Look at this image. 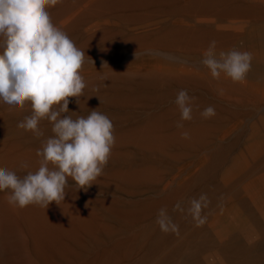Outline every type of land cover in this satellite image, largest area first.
<instances>
[{
    "label": "rangeland",
    "instance_id": "obj_1",
    "mask_svg": "<svg viewBox=\"0 0 264 264\" xmlns=\"http://www.w3.org/2000/svg\"><path fill=\"white\" fill-rule=\"evenodd\" d=\"M47 11L52 23L65 32L76 47L85 53L80 74L86 87L83 95L76 98L78 104L75 98H69L70 113L68 115H71L73 119L77 116L86 117L91 110L96 109L107 115L114 125L115 144L102 175L93 182L94 184L87 192L78 191L75 186H71L75 184L71 177L68 178L70 186L65 189L66 194H71L74 200L70 199L72 203L80 204L85 200L83 205L88 204L85 208L89 212V218L91 215V219L84 233H95L99 241L91 245V248L108 249L114 241H119L122 256L116 264H180L183 258L195 249L196 251L209 248L212 250L216 249L215 247L224 248L225 252L228 250L227 256L224 255L227 262L225 264H264V169L259 165L264 161V129L261 123L264 119V102H257V98L252 97V92L243 87V84H235L230 80L227 82L228 79L222 77L219 80L212 77L207 79L210 74H207L205 66L201 63L205 51L213 40L216 41V45L222 44L216 47L217 55L220 51L228 52L234 48L240 50L245 43L241 40L246 37V33H249L253 26H259L264 21V0H61L56 6L48 7ZM219 12L221 15L216 14ZM252 15L257 16L253 18ZM246 16L247 18L251 16L252 20L246 19ZM230 18L232 19L229 20ZM180 24L182 27L179 28L182 30H178L177 26H181ZM205 25L207 26L204 27ZM184 26L186 31L183 29ZM198 27H201L204 32L200 28L198 30ZM173 29L178 30V34L175 30L171 32ZM219 29L222 32H219ZM183 30L185 32H182ZM189 30L191 31L187 32ZM200 31L202 34L199 35ZM206 32L211 35L206 36ZM237 33L241 35L237 37ZM222 34H225L226 37L223 35L225 38L232 37V41L229 40L230 38L226 41ZM159 35L162 38H158ZM219 35L225 42L217 37ZM233 35L237 38L235 39ZM214 36L217 39H214ZM3 39L0 36V45L3 44ZM150 46H156L155 48H158L157 50L164 55L152 54V51H149L152 48ZM164 48H168L169 52L164 51ZM244 48L248 49L246 43ZM2 51L3 47L0 46V52ZM179 55L184 58H179ZM158 62L167 69L155 72L135 70L116 72L118 68L128 64L140 63L151 66L154 63L158 66ZM185 77L190 78L187 80ZM180 78L182 80L185 78V81ZM181 89L186 90L193 98V119L184 121L183 129L177 127V122L180 121V111L175 104L177 93ZM229 90L232 93L226 94ZM209 106L215 109L216 115L210 119H204L200 113ZM31 114L30 102H26L25 106L20 109L13 108L0 100V165L1 168L13 171L21 178L28 172L37 171L41 159L36 156L37 150L42 149L43 143L53 136L52 123L47 119L40 121L38 125L40 131L43 132V136L40 137L18 128V123ZM199 124L203 128L206 127L205 131L209 128L211 131L207 133L210 132V135L214 134L213 130L215 135L216 133L218 135L212 137L206 132L204 135L202 131L204 129ZM191 128L197 129L198 132L193 130L189 132V139L182 138L181 133L188 132L189 129L191 131ZM190 134H193L195 141L199 140L198 143L203 139L202 137H205L204 143L208 141L207 137L214 138L213 141L211 139L209 141L216 142L215 147L209 141L208 145L202 143L204 148H201L203 146L200 143L198 145L197 142L194 143L196 148L190 146L194 139ZM193 142L192 145H194ZM197 147H200L199 150ZM11 150L16 156H11L13 155L10 154ZM33 155L38 159H34L36 167L31 168L29 166L34 162ZM244 158L247 164L242 167ZM22 164H27V167H22ZM197 168L201 170L199 172L197 170L198 173L194 172L196 175L190 174ZM212 171H215L214 174ZM249 173H251L250 176ZM187 178H189L188 181ZM242 180L244 181L239 184ZM204 186L208 187L209 193L213 195H207L210 197L208 200L210 203L202 212V215L207 217V226L205 223L198 229L191 218L179 224L178 234L169 231L168 235L162 232L156 223L160 210L164 207L170 217L177 210L174 209L178 203L184 207L189 200L194 198L199 189L198 193L202 192ZM78 195L81 199L83 197L85 199L77 200ZM239 197L242 199L240 200ZM228 198L234 201L238 199L243 203L245 222L239 220L231 224L228 221L226 224L228 226L223 222L222 224L213 222L214 218L221 216L225 207H230L231 202ZM3 201L0 198V211L2 212H0V264H23V262L27 264L26 260L19 262L20 259L26 258L25 254H22L24 251L17 243V236L19 233H39V229L36 227L38 231L36 229V231L27 230L24 221L17 220L15 214L10 212L12 210L7 208V203L4 201L3 204ZM169 204L172 206L170 207ZM239 209L242 211L244 208L240 206ZM170 211L171 214L168 213ZM234 211L236 212L235 209ZM194 226L196 231L192 232L195 233H189ZM223 227L228 233L221 234L227 239L218 245L215 238L218 233L215 235L214 232ZM212 228L215 229L214 232ZM249 230L253 233L249 234ZM72 231L71 233H78ZM210 237L214 239L211 238V240ZM131 242L134 246H131ZM9 244H11L10 247ZM131 247H133L132 251L128 254ZM18 252L22 253L18 254Z\"/></svg>",
    "mask_w": 264,
    "mask_h": 264
},
{
    "label": "clouds",
    "instance_id": "obj_2",
    "mask_svg": "<svg viewBox=\"0 0 264 264\" xmlns=\"http://www.w3.org/2000/svg\"><path fill=\"white\" fill-rule=\"evenodd\" d=\"M61 0H0V100L13 108L22 109L31 103L32 114L18 123V128L43 136L38 125L47 119L52 123L53 136L37 150L41 157L38 170L23 178L15 172L0 168V192L8 190V203L20 209L29 205L48 208L65 199V189L71 177L78 191L85 192L102 175L115 144L114 125L109 117L96 109L73 119L69 112V98L83 95L86 87L80 72L85 53L76 47L68 35L56 27L47 11ZM253 55L248 51L232 49L216 53V41H211L201 63L213 79L221 75L233 83H246L251 71ZM107 65V64H105ZM192 97L181 89L175 104L180 111L177 127L193 119ZM78 104V100L76 99ZM63 114V115H62ZM67 114V115H64ZM204 119L216 115L212 106L201 113ZM182 138L189 133L183 131ZM51 165V167H50ZM27 167V164H22ZM209 204L206 194L190 201L187 209L195 226L201 227L207 217L202 215ZM88 207V204L85 205ZM183 211L178 203L175 209ZM156 223L162 232H175L178 226L161 209Z\"/></svg>",
    "mask_w": 264,
    "mask_h": 264
},
{
    "label": "bare ground",
    "instance_id": "obj_3",
    "mask_svg": "<svg viewBox=\"0 0 264 264\" xmlns=\"http://www.w3.org/2000/svg\"><path fill=\"white\" fill-rule=\"evenodd\" d=\"M196 4V3H195ZM239 7V6H238ZM207 8H210V7H207ZM237 8V7H236ZM244 8V7H243ZM212 9H210V11H211ZM197 11V10H196ZM203 11V10H202ZM245 10H243V12H244ZM203 12H205V10L203 11ZM207 13H208V11H206ZM212 12V11H211ZM216 12V11H215ZM214 12V13H215ZM242 12V13H243ZM246 12V11H245ZM200 14V13H199ZM201 14H203V13H201ZM216 14H220V12L219 13H216ZM238 14V13H237ZM240 14H241V12H240ZM244 15H245V13H243ZM206 15V14H205ZM221 15V14H220ZM225 15V14H224ZM246 15H248V14H246ZM211 16V15H210ZM210 16H208V17H210ZM215 17H217V15H214ZM226 16V15H225ZM240 16V15H239ZM255 16V15H254ZM254 16L252 15V17L254 18ZM257 16V15H256ZM255 16V17H256ZM262 16V15H261ZM215 17H213V18H215ZM222 17H223V15H222ZM230 17H233V16H230ZM235 17H238V16H235ZM235 17H233V18H235ZM241 17V16H240ZM249 18H247V16H246V19H251V16H248ZM200 18V17H199ZM219 18H221V17H219ZM228 18H229V16H228ZM263 18H264V16H263ZM262 18V19H263ZM212 19V18H211ZM221 19H223V18H221ZM232 18H230L229 20H231ZM257 19V18H256ZM255 19V20H256ZM258 19H260V17L258 16ZM179 20V19H178ZM181 20V19H180ZM209 21H211L210 19H208ZM219 20V19H218ZM225 20H227L226 18H225ZM224 20V21H225ZM233 20H235V19H233ZM237 20H239L238 18H237ZM241 20V19H240ZM252 20V19H251ZM215 21V20H214ZM256 21H258V20H256ZM179 22V21H178ZM222 22V21H221ZM225 22H227V21H225ZM224 22V23H225ZM229 22V21H228ZM231 22V21H230ZM252 22V21H251ZM258 22H261V20L260 21H258ZM257 22V23H258ZM200 23V22H199ZM207 23V22H206ZM225 24H228V23H225ZM224 24V25H225ZM174 25V24H173ZM181 25V24H180ZM202 25V24H201ZM220 25V24H219ZM187 26V25H186ZM200 26V25H199ZM207 25H205L204 27H206ZM209 26V25H208ZM217 26V25H216ZM169 27H171V26H169ZM168 27V28H169ZM178 28L179 27H182V25L181 26H177ZM177 27H175V28H177ZM188 27V26H187ZM226 27H228V26H226ZM174 28V27H173ZM199 28L201 29V27H198V30H199ZM202 28H203V26H202ZM210 28H213V27H210ZM229 28V27H228ZM231 28V27H230ZM233 28V27H232ZM235 28H237V27H235ZM238 28H240V27H238ZM171 29V28H170ZM170 29H168V30H170ZM182 30V28H179L178 30ZM183 29L185 30L186 28H185V26L183 27ZM189 29V28H188ZM207 29H209V28H207ZM234 29V28H233ZM232 29V30H233ZM175 29H173L171 32H173ZM178 30H175V32H177ZM182 31V32H185V31ZM202 30V29H201ZM211 30V29H210ZM214 30V29H213ZM223 30V29H222ZM225 30V29H224ZM229 30V29H228ZM234 30H236V29H234ZM240 30V29H239ZM249 30V29H248ZM191 30H189V31H187V32H190ZM216 31V30H215ZM219 32H222V31H220V29L218 30ZM237 31H238V29H237ZM174 32V33H175ZM201 32V31H200ZM202 32H204V30H202ZM202 32L201 33H199V35L200 34H202ZM208 32H211V31H208ZM233 32V31H232ZM231 32V33H232ZM239 32V31H238ZM243 32V31H242ZM179 33H181V32H179ZM207 33V32H206ZM213 34H214V32H212ZM228 33H230V32H228ZM230 33V34H231ZM240 33V32H239ZM171 35H172V33H170ZM176 34V33H175ZM177 34H178V32H177ZM182 34V33H181ZM195 35H197L196 33H194ZM194 34H192L193 36H195ZM205 34V33H204ZM203 34V35H204ZM210 33H207L206 34V36H208ZM216 34H218V33H216ZM232 34H234V33H232ZM247 35H246V37L245 38H243L241 41L244 43H246V45L248 46V49L246 50L245 48H244V45H245V43H244V45L242 46V48L240 49V51H248V52H251L252 53V55H253V60H252V67H251V71L247 74V77H246V83H243V87H245L246 89H248L250 92H252L251 94H253L252 95V97H254L255 96V99L257 98V102H261V103H263L264 102V70H263V67H264V21H263V23L262 24H260L259 26H253L252 27V29H251V31L249 32V33H246ZM163 35V34H162ZM185 35V34H184ZM211 35V34H210ZM209 35V36H210ZM223 35L225 36V34H222V37H223ZM227 35V34H226ZM238 35H241V34H236V36L237 37H239ZM244 35V34H243ZM198 36V35H197ZM205 36V35H204ZM172 37V36H171ZM217 37H219V39H226V41L229 39V40H231V38L232 37H230V36H228L227 38H225V37H223V38H220V35L219 36H217ZM233 37H234V35H233ZM236 37V38H237ZM158 38H162V37H160V35H159V37ZM164 38V37H163ZM211 38V37H210ZM235 38V37H234ZM235 38V39H236ZM214 39H217L215 36H214ZM223 39V40H224ZM239 39V38H238ZM228 40V41H229ZM155 41V40H154ZM161 41V40H160ZM163 41V40H162ZM175 41V40H174ZM177 41V40H176ZM232 41V40H231ZM153 42V41H152ZM222 42H225V40L224 41H222ZM211 43V42H210ZM228 43V42H227ZM230 43V42H229ZM178 44V43H177ZM219 45H222L221 43H218ZM149 45V44H148ZM219 45H216V47L217 46H219ZM227 45V44H226ZM225 45V46H226ZM147 46V45H146ZM168 46V45H167ZM167 46H165V47H167ZM173 46V45H172ZM150 47H152V48H150V50L149 51H152V54L153 53H158L159 55H164L163 53H161L160 52V50H157L158 48H155L156 46H150ZM159 48H160V46H159ZM220 48H222L221 46H220ZM148 49V48H147ZM165 49V50H164ZM163 50L164 51H168L169 52V49L168 48H164ZM218 49V48H217ZM188 51V50H187ZM219 51V50H218ZM221 52V51H220ZM199 53V52H198ZM137 54V53H136ZM194 54V53H193ZM192 54V55H193ZM165 55H172V54H165ZM188 55V54H187ZM186 55V56H187ZM135 56V55H134ZM161 56V57H162ZM199 56V55H198ZM166 57V56H165ZM179 58L181 57L182 59L184 58V56H182V55H179L178 56ZM128 58V57H127ZM126 58V59H127ZM186 58H188V56L186 57ZM195 58V57H194ZM132 59V58H131ZM166 59V58H165ZM196 59H197V57H196ZM199 59V58H198ZM161 60V59H160ZM195 60V59H194ZM178 62V61H177ZM121 63V62H120ZM119 63V64H120ZM158 66H156L154 63L153 64H151V66L149 65V66H146V65H143V64H140V63H137V64H134V65H131V64H128V65H125V66H123V67H121V68H118L117 70H116V72H122V71H127V70H135V71H156V70H163V69H167V67L165 66H162L161 65V63L160 62H158V64H157ZM156 66V67H155ZM156 68V69H155ZM206 69V72H207V74H210V72L208 71V69L207 68H205ZM159 72H157V74H158ZM162 73V72H161ZM116 74V73H115ZM150 74H152V73H150ZM207 74H205V75H207ZM97 75V74H96ZM123 75H124V73H123ZM146 75V74H145ZM154 75H156V74H154ZM187 75V74H186ZM152 76V75H151ZM165 76V75H164ZM171 76V75H170ZM97 77V76H96ZM173 77V76H172ZM209 77H211L210 75L208 76V78L207 79H209ZM221 77L222 78H224V79H228L227 80V82L230 80L229 78H227L226 76H224V75H221ZM92 78V77H91ZM186 79H187V77H185ZM185 78H183V80L185 79ZM190 78V77H189ZM188 78V79H189ZM205 78H206V76H205ZM88 79V78H87ZM176 79H177V77H176ZM181 80H182V78H180ZM187 79V80H188ZM212 79V78H211ZM153 80H154V78H153ZM160 80H162V79H160ZM165 80V79H164ZM177 80H179V79H177ZM182 80V81H183ZM198 80V79H197ZM217 80V79H216ZM219 80V79H218ZM220 80H222V79H220ZM147 81V80H146ZM152 81V80H151ZM157 82H158V80H156ZM182 81H180L181 83H183ZM185 81V80H184ZM208 81V80H207ZM225 81V80H224ZM231 81V80H230ZM160 82V81H159ZM167 82V81H166ZM176 82V81H175ZM200 82V81H199ZM202 82V81H201ZM204 82V81H203ZM87 83V82H86ZM213 83V82H212ZM230 83V82H229ZM143 84H144V82H143ZM197 84V83H196ZM236 84V83H235ZM179 85V84H178ZM208 85V84H207ZM228 86H229V84H227ZM233 85V84H232ZM200 86H203V85H200ZM205 86V85H204ZM208 86H210V84L208 85ZM238 86V85H237ZM206 88V87H205ZM241 88V87H240ZM245 88H244V91H245ZM211 89V88H210ZM243 89V88H242ZM223 90H225V89H223ZM234 90V89H233ZM228 92H230V93H232L230 90L229 91H227L226 92V94L228 93ZM212 93H213V91H212ZM211 93V94H212ZM233 93H235V92H233ZM245 93H246V91H245ZM205 94V93H204ZM250 94V95H251ZM210 95V94H209ZM220 95V94H219ZM223 96H225V94L223 95ZM233 96H235V95H233ZM238 97V96H237ZM242 98V97H241ZM233 99V98H232ZM245 99H247V98H245ZM255 99L253 100V101H255ZM238 100V99H237ZM234 101H236V100H234ZM243 101V100H242ZM247 101H249V100H247ZM244 102V101H243ZM242 102V103H243ZM256 102V103H257ZM261 103H260V105H261ZM247 104V103H246ZM263 105V104H262ZM263 110H264V108H263ZM257 112V111H256ZM263 118H264V114H263ZM247 120V119H246ZM257 123V122H256ZM261 123H262V127H263V129H264V119L261 121ZM199 125H201V124H199ZM227 125V124H226ZM254 125H256L255 123H254ZM259 125V124H258ZM197 126V125H196ZM261 126V125H260ZM222 127V126H221ZM221 127H220V129H221ZM259 127V126H258ZM261 127V128H262ZM194 128H197V127H194ZM192 129L191 131H190V129H189V131H188V133L190 132H192L193 130L197 133L198 132V128L197 129ZM201 128H203L202 127V125H201ZM249 128V127H248ZM204 130H202L203 132H204V135H208L209 133H207V131H211L209 128V130L207 129L206 131H205V129H206V127L204 126V128H203ZM219 129V128H218ZM252 129H254V128H252ZM260 129V128H259ZM259 129H257V131H260ZM202 131H200V132H202ZM218 131V130H217ZM237 131V130H236ZM264 131V130H263ZM199 132V133H200ZM202 132V133H203ZM205 132H206V134H205ZM250 132V131H249ZM252 132V131H251ZM196 133H194V134H196ZM202 133H200V134H202ZM212 133V132H211ZM213 135H210V136H212V137H214V136H216V135H218V133H216V135H215V132H214V130H213ZM236 133V132H235ZM255 133L257 134V132L255 131ZM255 133H252V134H255ZM262 133V132H261ZM200 134H199V136H200ZM241 134V133H240ZM264 134V133H263ZM191 135V134H190ZM193 135V134H192ZM191 135V136H192ZM231 135V134H230ZM262 135V134H261ZM247 136V135H246ZM258 136V135H257ZM260 136V135H259ZM193 137V136H192ZM192 137H191V141H192ZM197 137V136H196ZM201 137V136H200ZM200 137H197V138H200ZM212 137H210V139L212 138ZM194 139H193V141H195V137H193ZM203 139L199 142L200 144H201V146H203V144H205L206 145V143H207V145H208V141L210 140L209 139V137H207L206 138V140H208V141H206L205 143H204V141H205V137H202ZM252 138H253V136H252ZM257 138V137H256ZM189 139V138H188ZM226 139V138H225ZM264 139V138H263ZM262 139V140H263ZM212 141L214 140V138L213 139H211ZM252 140V139H251ZM250 140V141H251ZM261 140V139H260ZM259 140V141H260ZM192 141V142H193ZM198 141L199 140H197V141H195V142H193V144L194 143H196L197 142V144L199 145V143H198ZM203 141V142H202ZM212 141H209V143H211ZM215 141H217V140H215ZM259 141H258V143H259ZM192 142H191V145L190 146H195V144L194 145H192ZM219 142V141H218ZM223 142V141H222ZM225 142V141H224ZM203 143V144H202ZM213 143V146L215 147V144L214 143H216V142H212ZM226 143H227V141H226ZM247 143V142H246ZM249 143V142H248ZM247 143V144H248ZM252 143V142H251ZM254 143V142H253ZM263 143V142H262ZM196 144V145H197ZM220 144V143H219ZM255 144V143H254ZM257 144V143H256ZM228 145V144H227ZM246 145V144H245ZM15 146V145H14ZM209 146H211V145H209ZM208 146V147H209ZM212 146V147H213ZM222 146V145H221ZM217 147V146H216ZM248 147V146H247ZM259 147V146H258ZM194 148H196V146L194 147ZM198 148V147H197ZM200 148V147H199ZM199 148H198V150H199ZM201 148H204V146L203 147H201ZM264 148V147H263ZM219 149V148H218ZM244 149V148H243ZM13 151H14V148L12 149ZM10 151V154H13L14 152L13 151ZM17 150V149H16ZM197 150V151H198ZM248 149H246V151H247ZM18 151H19V149H18ZM196 151V150H195ZM219 152H220V150H218ZM217 151V152H218ZM224 151V150H223ZM13 152V153H12ZM198 152H201V151H198ZM203 152V151H202ZM206 152V151H205ZM212 152H213V150H212ZM245 152V151H244ZM20 153V152H19ZM29 153H31L30 151H29ZM29 153H27V155H29ZM115 153V152H114ZM214 153V152H213ZM249 153V152H248ZM18 154V153H17ZM22 154V153H21ZM23 154H25V153H23ZM113 154V153H112ZM196 154H197V152H196ZM201 154V153H200ZM206 154H208V153H206ZM240 154V153H239ZM261 154V153H260ZM259 154V155H260ZM32 155V154H31ZM213 155V154H212ZM215 155V154H214ZM213 155V156H214ZM11 156H16L15 154H13V155H11ZM37 156V155H36ZM196 156V155H195ZM257 156V155H256ZM32 157V156H31ZM38 157V156H37ZM37 157H34V155H33V160L34 159H38ZM113 157V156H112ZM119 157V156H118ZM261 157V156H260ZM111 158V157H110ZM197 158V157H196ZM207 158V157H206ZM257 158V157H256ZM29 159H31V158H29ZM203 159H204V157H203ZM210 159H211V157H210ZM215 159V158H214ZM213 159V160H214ZM253 159V158H252ZM254 159H255V157H254ZM32 160V159H31ZM212 160V159H211ZM209 162V161H208ZM218 162V161H217ZM216 162V163H217ZM31 163H32V161H31ZM36 163V160H34V162L32 163V164H30V166L29 167H31V168H34V166L36 167V165H34ZM38 163V162H37ZM207 164V163H206ZM209 164V163H208ZM245 164H247V163H245V158H244V162H243V166L242 167H244L245 166ZM248 164H250V163H248ZM253 164H254V162H253ZM262 164V165H261ZM260 166H263V169H264V161H263V163H260L259 164ZM258 165V166H259ZM192 166V165H191ZM205 166V165H204ZM260 166L259 167H257V165H256V167L257 168H260ZM2 166L0 165V168H1ZM212 167V166H211ZM218 167V166H217ZM247 167V166H246ZM38 168V167H37ZM211 169H213V167L211 168ZM38 170V169H37ZM198 170V168L197 169H195V170H193V171H191L190 172V174L191 173H194V172H196ZM199 170H201V169H199ZM199 170H198V172H199ZM202 170H203V167H202ZM248 170V169H247ZM255 170V169H254ZM253 170V171H254ZM30 171V170H29ZM257 171V170H256ZM259 171V170H258ZM32 172V171H31ZM198 172H196V173H198ZM213 172V171H212ZM215 172V171H214ZM214 172L212 173V174H214ZM245 172V171H244ZM250 172V171H249ZM256 173V172H255ZM262 173V172H261ZM264 173V172H263ZM195 174V173H194ZM212 174H211V176H212ZM181 175V174H180ZM196 175V174H195ZM242 175V174H241ZM249 176L251 175V173H249L248 174ZM247 175V176H248ZM259 175V174H258ZM264 175V174H263ZM198 176H199V174H198ZM239 176V175H238ZM237 176V177H238ZM213 177V176H212ZM236 177V178H237ZM252 177H253V175H252ZM252 177H250V178H252ZM255 177V176H254ZM214 179H215V177H213ZM241 178V177H240ZM245 178H246V175H245ZM244 178V179H245ZM248 178V177H247ZM188 179L189 178H187V181H188ZM194 180V179H193ZM235 180V179H234ZM241 180V179H240ZM186 181V182H187ZM210 181V180H209ZM208 181V182H209ZM244 180H242L241 182H239V184H241L242 182H243ZM217 183V182H216ZM184 184V183H183ZM211 184H212V182H211ZM218 184V183H217ZM191 185V184H190ZM216 185V184H215ZM203 186V185H202ZM211 186V185H210ZM231 186V185H230ZM187 187V186H186ZM225 187V186H224ZM173 189H175V188H173ZM185 189V188H184ZM183 190V189H182ZM199 191H200V189H199ZM198 191V192H199ZM234 191H235V189H234ZM243 191V190H242ZM197 192V194L194 196L193 194V196H194V198L193 199H198L200 196H201V194H206V195H211V196H213L212 194H210L209 193V188L208 187H206L205 188V186H204V189L202 190V192L201 193H198ZM1 193V192H0ZM183 193V192H182ZM217 194H218V192H217ZM8 195V190H5L4 192H2L1 194H0V198L1 199H3L4 201H5V203H7V208H9L10 210H12V211H10V212H12V214L14 213L15 214V216H16V218H17V220L19 219V221H21L22 222V220L24 221L23 223H25L26 224V227H27V230L29 229V231H30V229L31 230H35L36 229V227L39 229V233H19V235L17 236V243L19 244V247H21L20 249H22L24 252L22 253V252H18V254L19 253H22V254H25V258L26 259H20V261L19 262H21V260H26V262H27V264H116V262L118 261V260H120V257L122 256V252H121V247H119V246H121V244H119V241H114L113 242V245L110 247V248H108V249H100V248H98V249H94V248H91V245H94V244H97L99 241H98V239H97V236L95 235V233H84V232H86V228L88 227V221H90V219H91V215H90V218H89V212L87 211V208H85V205H83L84 203H85V198L83 199H81L80 197H79V195H78V199L77 200H84V201H82L83 203H80V204H76V203H72L71 201H70V199H72V196H71V194H66V195H68L69 197L71 196V198H68V196H66L65 197V199H64V201H61V203L59 204V205H57V204H55L54 202L52 203V204H50L49 206H48V208L46 209V208H43V207H40V206H38V205H29V206H27L26 208H24V209H20V208H17V207H13V206H11L9 203H8V201H7V199H6V196ZM169 195V194H168ZM175 195V194H174ZM82 196V195H81ZM231 196V195H230ZM171 197V196H170ZM183 197V196H182ZM192 197V196H191ZM67 198V199H66ZM80 198V199H79ZM207 198H208V200H209V198L210 197H208L207 196ZM241 197H239V199H240ZM183 199H184V197H183ZM242 199V198H241ZM240 199V200H241ZM73 200V199H72ZM167 200V199H166ZM192 200V199H191ZM191 200H189V203H187V205H185L184 207H182L181 206V208L183 209V211H180L179 209H177L176 211H175V213L174 214H172V215H170L171 214V211L170 212H168V213H170L169 215H170V218H171V221L175 224V225H177V226H179V224L180 223H183V222H187V221H189V219H191L192 217H191V215L188 213V211H187V209L190 207V201ZM224 200V199H223ZM228 200H229V202H231L230 203V207L229 208H227V207H225L223 210H222V212H221V216L220 217H218V218H214V220H213V222L214 223H219V224H222V222L226 225L227 224V222L229 221V223L231 222V224H233V223H235L236 221H239V220H243L244 222H245V206L243 205V203H241V201H239L238 199H237V201L235 200H231V199H229L228 198ZM249 200V199H248ZM4 201H3V204H4ZM74 201V200H73ZM187 202V201H186ZM165 203V202H164ZM210 203V202H209ZM226 203V202H225ZM224 203V204H225ZM173 204V203H172ZM183 204H184V202H183ZM251 204V203H250ZM170 205V204H169ZM222 205V204H221ZM166 206H167V203H166ZM172 205H170V207H171ZM223 206V205H222ZM240 206H243V208L244 209H242V211H240V209H239V207ZM252 206V205H251ZM1 207H2V205H1ZM6 208V207H5ZM220 208V207H219ZM236 210V212L234 211V209ZM254 208V207H253ZM90 209V208H89ZM163 209H164V207H163ZM168 209H169V206H168ZM167 209V210H168ZM231 209H233V211L231 210ZM255 209V208H254ZM5 210V209H4ZM220 210V209H219ZM1 212V211H0ZM167 212V211H166ZM217 212H218V210L215 212V214H217ZM257 212V211H256ZM2 213V212H1ZM6 213V212H5ZM91 213V212H90ZM233 213H235L234 215H233ZM214 214V213H213ZM258 214V213H257ZM213 216V215H212ZM255 216V215H254ZM260 216V215H259ZM242 218H244V219H242ZM261 218V217H260ZM224 219H226V220H224ZM210 221V220H209ZM208 221V222H209ZM20 222V223H21ZM262 222H263V220H262ZM209 223H211V222H209ZM22 224V223H21ZM237 224V223H236ZM251 224V223H250ZM181 225V224H180ZM186 224H184V226H185ZM215 225V224H214ZM213 225V226H214ZM206 226H207V223H206ZM210 226V225H209ZM226 226H228V225H226ZM254 226V225H253ZM245 227V226H244ZM193 228V227H192ZM198 228V227H197ZM200 228V227H199ZM198 228V229H199ZM143 229H145V227L143 228ZM180 229V228H179ZM206 229V228H205ZM211 229V228H210ZM213 229V228H212ZM255 229V228H254ZM37 230V229H36ZM35 230V231H36ZM71 230H73L72 232H78V233H71ZM159 230V229H158ZM203 230V229H202ZM214 230L215 229H213V232H214ZM217 230V229H216ZM38 231V230H37ZM145 231V230H144ZM156 231H157V229H156ZM189 231V230H188ZM192 231H196V228H195V226H194V228L191 230V231H189V233H195V232H192ZM68 232H70V233H68ZM172 232V231H171ZM187 232V231H186ZM205 232V231H204ZM232 232V231H231ZM144 233V232H143ZM215 233V235H216V233H218L217 235H216V239H217V241L218 242H216V243H218V245L221 243H223L224 241H226V239L224 238V235L223 234H221V233H228L227 232V230H226V228L225 227H223V228H221V229H219V230H217L216 232H214ZM249 234L250 233H253V231H251V230H249V232H248ZM112 234V233H111ZM115 234H117V233H115ZM161 234H162V232H161ZM166 234V233H165ZM164 234V235H165ZM168 234V233H167ZM172 234V233H171ZM170 234V235H171ZM200 234V233H199ZM198 234V235H199ZM203 234V233H202ZM212 234V233H211ZM15 235V234H14ZM139 235V234H138ZM159 235V234H158ZM169 235V234H168ZM210 235V234H209ZM226 235V234H225ZM144 236V235H143ZM173 236H174V234H173ZM184 236V235H183ZM182 236V237H183ZM205 236V235H204ZM213 236V235H212ZM13 237V236H12ZM11 237V238H12ZM135 237V236H134ZM140 236H138V238H139ZM162 237H164V236H162ZM162 237H160V239L162 238ZM182 237H180V238H182ZM190 237H191V235H190ZM198 237V236H197ZM9 238V237H8ZM132 238V237H131ZM152 238V237H151ZM211 238H213V237H210V239ZM140 239V238H139ZM159 239V240H160ZM163 239H165V237L163 238ZM172 239V238H171ZM187 239V238H186ZM193 239H194V237H193ZM200 239V238H199ZM205 239H207V238H205ZM214 239V238H213ZM215 239V240H216ZM8 240V239H7ZM129 240V239H128ZM131 240V239H130ZM135 240H137L136 239V237H135ZM147 240V239H146ZM150 240V239H149ZM157 240V239H156ZM168 240V239H167ZM195 240V239H194ZM208 240V239H207ZM212 240V239H211ZM132 241V240H131ZM153 241H154V239H153ZM164 241V240H163ZM15 242V241H14ZM124 242H125V240H124ZM127 242V241H126ZM135 242V241H134ZM139 242V241H138ZM138 242H137V244H138ZM148 242V241H147ZM167 242V241H166ZM199 242V241H198ZM208 242H209V240H208ZM160 243V242H159ZM195 243V242H194ZM200 243V242H199ZM13 244V243H12ZM136 244V243H135ZM163 244V243H162ZM187 244V243H186ZM207 244V243H206ZM211 244V243H210ZM214 244V243H213ZM10 245L11 244H9L8 246L10 247ZM13 245H15V244H13ZM13 245L11 246L12 247V249H13ZM125 245V244H124ZM158 245V244H157ZM190 245V244H189ZM195 245V244H194ZM204 245V244H203ZM131 246H134V244L131 242ZM163 246V245H162ZM192 246V245H191ZM200 247H201V245H199ZM215 246V245H214ZM8 247V248H9ZM15 247V246H14ZM123 247V246H122ZM151 247V246H150ZM156 247H158V246H156ZM175 247V246H174ZM177 247V246H176ZM181 247V246H180ZM197 247V246H196ZM195 247V248H196ZM223 247V246H222ZM226 247H228V246H226ZM229 247H231V246H229ZM132 248L133 247H131L130 249H129V252H128V254L132 251ZM172 248V247H171ZM178 248V247H177ZM203 248H205V247H203ZM209 248V247H208ZM212 248V247H211ZM216 249H212V250H209V249H205V250H197L196 251V249H195V251H192L191 253H188L187 254V256H185L184 258H183V261L180 263V264H225V263H227L226 261H225V256H227V252H228V250H227V252H225V250H224V248H222L221 249V247H215ZM232 248V247H231ZM145 249H148V248H145ZM151 249V248H150ZM157 249V248H156ZM176 249V248H175ZM226 249V248H225ZM229 249V248H228ZM11 250V249H10ZM17 250V249H16ZM19 250V249H18ZM17 250V251H18ZM185 250H186V247H185ZM191 250V249H190ZM229 250H232V249H229ZM20 251V250H19ZM151 251V250H150ZM153 251V250H152ZM161 251H162V249H161ZM148 252V251H147ZM172 252V251H171ZM176 252V251H175ZM180 252H183V251H180ZM13 253V252H12ZM11 253V254H12ZM16 253V252H15ZM153 252H151V254H152ZM154 253H155V251H154ZM173 253V252H172ZM127 254V255H128ZM144 254V253H143ZM14 255V254H13ZM17 255V254H16ZM15 255V256H16ZM21 255V254H20ZM127 255H125L127 258H128V256ZM155 255H157V254H155ZM154 255V256H155ZM170 255V254H169ZM168 255V256H169ZM172 255V254H171ZM225 255V256H224ZM24 256V255H23ZM23 256H22V258H23ZM148 256V255H147ZM150 256V255H149ZM153 256V257H154ZM165 256V255H164ZM167 256V257H168ZM176 256V255H175ZM179 256V255H178ZM12 257H14V256H12ZM171 257V256H170ZM231 257V256H230ZM15 258V257H14ZM144 258H146V256L144 257ZM180 258H181V256H180ZM16 259V258H15ZM162 259V258H161ZM171 259H172V257H171ZM12 260V259H11ZM18 260H19V257H18ZM147 260V259H146ZM149 260V259H148ZM17 261V260H16ZM135 261V260H134ZM164 261V260H163ZM163 261H162V263H163ZM228 261V260H227ZM133 262V261H132ZM131 262V263H132ZM155 262V261H154ZM20 264V263H19ZM22 264V263H21ZM23 264H24V262H23ZM118 264V263H117ZM132 264H134V263H132ZM153 264V263H152ZM177 264V263H176Z\"/></svg>",
    "mask_w": 264,
    "mask_h": 264
}]
</instances>
